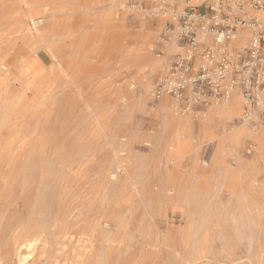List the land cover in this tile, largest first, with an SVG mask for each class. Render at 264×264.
I'll use <instances>...</instances> for the list:
<instances>
[{"label": "rangeland", "instance_id": "rangeland-1", "mask_svg": "<svg viewBox=\"0 0 264 264\" xmlns=\"http://www.w3.org/2000/svg\"><path fill=\"white\" fill-rule=\"evenodd\" d=\"M20 1L0 0V264L29 240L22 264H264V124L211 111L239 88L154 96L188 51L174 19L211 0H27L33 43Z\"/></svg>", "mask_w": 264, "mask_h": 264}, {"label": "built area", "instance_id": "built-area-1", "mask_svg": "<svg viewBox=\"0 0 264 264\" xmlns=\"http://www.w3.org/2000/svg\"><path fill=\"white\" fill-rule=\"evenodd\" d=\"M247 5L259 11L264 8V0H247ZM189 8L174 19L177 25L172 31L188 51L171 64L154 96L208 106L226 100L232 89L239 88L244 99L243 115L256 114L264 124V100L259 102L257 97L264 88V20L245 16L241 0H211L206 7ZM242 28L250 32L248 44L229 51V41ZM202 30L212 32L214 48L202 47L197 53L203 45L197 40ZM197 56L202 60L198 66Z\"/></svg>", "mask_w": 264, "mask_h": 264}, {"label": "bare ground", "instance_id": "bare-ground-1", "mask_svg": "<svg viewBox=\"0 0 264 264\" xmlns=\"http://www.w3.org/2000/svg\"><path fill=\"white\" fill-rule=\"evenodd\" d=\"M20 2L26 6V14H23L22 12H18L17 16L23 21H25V20L31 21L32 25L34 26L35 25L34 24V20H35L34 18L40 15L41 9H44L45 5L41 4L38 1L30 2L27 0H21ZM261 11H263V9L259 10V11H255V12L261 13ZM256 16L258 18H261L260 15H256ZM34 29H35V26H34ZM38 33H39L38 30L35 29L33 33L26 35V38L28 39L29 42L33 43V42H35V40H36L35 36L38 35ZM242 37L243 38L241 39V41L244 42V40H245L244 38L246 37V34H242ZM257 97H258V100L260 102L264 99V88L262 91L259 90ZM243 101L244 100L241 99L240 96L233 97L231 100H228L226 102V104H224L220 109H212L211 111L216 112V113L221 112L223 114H238L240 104ZM182 124H183V121L176 120L174 125H173L174 129L178 130L179 128H181L183 126ZM114 177H115V175H112V178H114ZM35 245H36L35 240L26 241L21 245V247H23L27 251V254H24V255L19 254L18 259H19V262L21 264L24 263L30 257V254L32 253Z\"/></svg>", "mask_w": 264, "mask_h": 264}]
</instances>
